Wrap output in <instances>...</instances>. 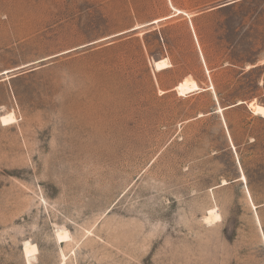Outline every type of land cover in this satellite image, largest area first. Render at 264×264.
<instances>
[{"label": "rangeland", "instance_id": "1", "mask_svg": "<svg viewBox=\"0 0 264 264\" xmlns=\"http://www.w3.org/2000/svg\"><path fill=\"white\" fill-rule=\"evenodd\" d=\"M249 104L264 0H0V264H264Z\"/></svg>", "mask_w": 264, "mask_h": 264}, {"label": "bare ground", "instance_id": "2", "mask_svg": "<svg viewBox=\"0 0 264 264\" xmlns=\"http://www.w3.org/2000/svg\"><path fill=\"white\" fill-rule=\"evenodd\" d=\"M171 9L172 10H175L173 7H171ZM178 13H181V12L178 11ZM156 22H158V20H155L152 23H156ZM153 66H154L155 71H161L163 69L168 68L169 65L166 62V60H159V61L154 62V65ZM209 89H212V87H210ZM176 90H177V92H178L179 95L183 96V95L188 94V93L197 92V91H199V88H198L196 82H194V81H192L190 79L189 80L186 79V80H184L182 83H180L176 87ZM241 103L242 102H237L236 105H239ZM248 107H250L252 109V113L254 115H257V116H260V117L264 118V106L249 104ZM222 110H223L222 108L218 107L215 110V112L221 114L222 113ZM200 116L201 115H199V117ZM13 119H14L13 118V115H8V116L2 118V122H3V124H5V123H8V122H11ZM237 164H239L238 160H237ZM239 180L240 181H243L244 184H246V179H245L244 175H241V177H240ZM252 208L254 210L256 209V207L253 206V205H252ZM219 220H220V215H219L218 211L216 209H214V208L213 209H210L208 211V215L206 217V222L208 224H214V223L218 222ZM58 238H59V241L60 240L61 241H66V240L69 239V236L66 233H64V234H60L58 236ZM35 250H36V247L35 246H33L31 244H28V243L25 245V252H26L25 255L26 254L27 255L28 254H31Z\"/></svg>", "mask_w": 264, "mask_h": 264}, {"label": "trees", "instance_id": "3", "mask_svg": "<svg viewBox=\"0 0 264 264\" xmlns=\"http://www.w3.org/2000/svg\"><path fill=\"white\" fill-rule=\"evenodd\" d=\"M198 92H200V91H198ZM198 92H196V93H198ZM193 94L194 93L186 95L185 97H188V96L193 95ZM214 94L216 96V102H217L218 106L223 109L222 114H225L226 111H229V110L235 108L236 106H238V105H236L237 103H233V104L231 103V100H232L231 96L228 99L227 98L224 99L221 97L219 92L216 91V92H214ZM212 112H215V111L213 110Z\"/></svg>", "mask_w": 264, "mask_h": 264}, {"label": "crops", "instance_id": "4", "mask_svg": "<svg viewBox=\"0 0 264 264\" xmlns=\"http://www.w3.org/2000/svg\"><path fill=\"white\" fill-rule=\"evenodd\" d=\"M164 70V69H163Z\"/></svg>", "mask_w": 264, "mask_h": 264}, {"label": "water", "instance_id": "5", "mask_svg": "<svg viewBox=\"0 0 264 264\" xmlns=\"http://www.w3.org/2000/svg\"><path fill=\"white\" fill-rule=\"evenodd\" d=\"M240 105V104H239Z\"/></svg>", "mask_w": 264, "mask_h": 264}]
</instances>
